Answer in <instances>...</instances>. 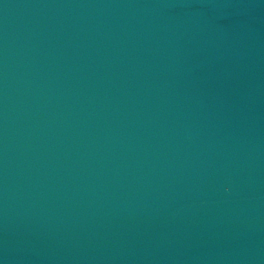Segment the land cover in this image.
Listing matches in <instances>:
<instances>
[{"label": "water", "instance_id": "obj_1", "mask_svg": "<svg viewBox=\"0 0 264 264\" xmlns=\"http://www.w3.org/2000/svg\"><path fill=\"white\" fill-rule=\"evenodd\" d=\"M0 264H264V0H0Z\"/></svg>", "mask_w": 264, "mask_h": 264}]
</instances>
